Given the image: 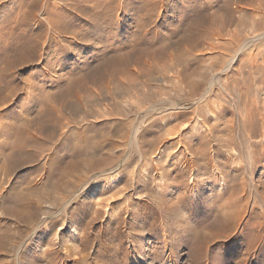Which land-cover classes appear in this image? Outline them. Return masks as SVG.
I'll list each match as a JSON object with an SVG mask.
<instances>
[{
	"label": "rangeland",
	"instance_id": "1",
	"mask_svg": "<svg viewBox=\"0 0 264 264\" xmlns=\"http://www.w3.org/2000/svg\"><path fill=\"white\" fill-rule=\"evenodd\" d=\"M263 73L264 0H0V264H264Z\"/></svg>",
	"mask_w": 264,
	"mask_h": 264
},
{
	"label": "bare ground",
	"instance_id": "2",
	"mask_svg": "<svg viewBox=\"0 0 264 264\" xmlns=\"http://www.w3.org/2000/svg\"><path fill=\"white\" fill-rule=\"evenodd\" d=\"M111 30V36H115V31L111 28L110 29ZM262 39V38H261ZM253 40V39H252ZM251 41V40H250ZM250 41H248V42H250ZM252 42V41H251ZM253 43V42H252ZM250 44V43H249ZM119 45V44H118ZM121 45V44H120ZM251 45V44H250ZM246 46V45H245ZM115 47V46H114ZM247 47V46H246ZM246 47H244L245 49H246ZM118 48H119V46H118ZM248 48V47H247ZM119 49H121V48H119ZM237 54V53H236ZM238 55V54H237ZM234 59H236V56H235V58ZM233 62V60H230L229 62ZM237 61V60H236ZM234 62H235V60H234ZM230 65H233V64H230ZM228 67V66H227ZM230 67V66H229ZM227 69V68H226ZM264 74V73H263ZM214 77V76H213ZM215 78L217 79V77L215 76ZM216 81V80H215ZM210 82H211V80H210ZM209 82V83H210ZM213 82V81H212ZM211 84V83H210ZM208 87V88H207ZM206 88L207 89H205V92L204 93H202V95H200V97L199 98H197V99H194L193 101H191V103L189 104V105H186L185 106V108H187V109H189V108H193V107H195L196 108V111H200L203 107H202V105L204 104V102H206L207 101V98L209 97V95L212 93V87H213V85L211 84L210 86H207ZM214 88V87H213ZM204 90V89H203ZM257 95H258V98L260 99V98H262L264 95L262 94L261 95V92L260 91H257ZM209 99V98H208ZM171 101V100H170ZM173 102V101H172ZM188 104V103H187ZM154 106V105H153ZM205 106V105H204ZM174 107H176V103L174 104ZM142 109V108H141ZM159 109V108H158ZM112 112V111H111ZM197 112V113H198ZM203 112V111H202ZM149 113V112H148ZM138 114V113H137ZM144 114V113H143ZM142 114V112H141V116L143 115ZM205 114V113H204ZM157 115V114H156ZM147 116H149V115H144L142 118V122H141V124L138 126V127H135L134 129H133V131H132V142H133V146H135V147H140L139 146V137H140V132H141V129L143 128V126L145 125L144 123H146L145 122V120H147L146 119V117ZM249 116V115H248ZM104 117V116H103ZM247 117V116H246ZM144 124V125H143ZM133 125V124H132ZM132 127V126H131ZM199 127H201L200 126V124H199V122H198V120L196 121L195 120V122H194V124L192 125V126H190L189 127V129L190 130H192V131H197V130H199ZM12 129H13V127H11ZM202 128V127H201ZM202 130V129H201ZM30 131V130H29ZM18 144H19V142H18ZM141 144V143H140ZM182 144V143H181ZM17 145V144H16ZM20 145V144H19ZM180 145V144H179ZM184 146V145H183ZM182 146V147H183ZM13 147V149H14V146H12ZM16 148V147H15ZM18 148V147H17ZM12 149V150H13ZM138 149V148H137ZM139 150V149H138ZM140 151V150H139ZM139 154H140V152H139ZM165 154V153H164ZM132 155V154H131ZM131 186V185H130ZM133 186V185H132ZM118 191V190H117ZM138 196V195H137ZM156 201V200H155ZM228 202H229V200H228ZM227 202V203H228ZM235 202V201H234ZM239 208V207H238ZM234 210L236 211V209H234L233 207H232V205L229 203V204H225V206H224V209H223V211H224V214H225V221L228 219V221H231V220H234V223H235V225H234V229H235V227H237V230H238V228L240 229V227H242V223L241 222H243L242 221V216L241 215H238L237 217H232L233 215H234ZM238 210V209H237ZM238 212V211H237ZM239 213H241V212H239ZM238 213V214H239ZM236 215V214H235ZM228 221L227 222H225V223H228ZM247 221V220H246ZM227 225V224H226ZM251 221L249 220L248 222H247V226H243V229L244 230H249L250 228H251ZM40 226V225H39ZM223 226H225V225H223ZM228 226V225H227ZM230 226V225H229ZM254 226V225H253ZM248 227H250V228H248ZM226 228V227H225ZM224 228V229H225ZM196 229V228H195ZM225 230H227V229H225ZM224 230V231H225ZM228 230H229V228H228ZM236 230V229H235ZM223 232V231H222ZM252 239V238H251ZM254 245H253V247H252V244H251V246L246 250V253L247 254H250L251 252H252V250H254L253 251V253H252V255L255 257V250H256V248H254ZM225 249V248H224ZM258 250V249H257ZM251 255V254H250ZM246 260V259H245ZM255 261H259V263H261L262 261H264V250L263 249H261L260 250V252H258V254L256 255V258H255ZM241 262V261H240ZM246 263H248L247 262V260L244 262V263H242V264H246ZM240 264V263H239Z\"/></svg>",
	"mask_w": 264,
	"mask_h": 264
}]
</instances>
